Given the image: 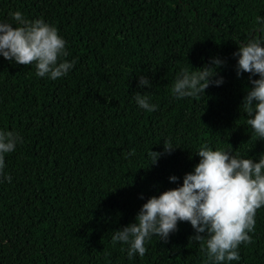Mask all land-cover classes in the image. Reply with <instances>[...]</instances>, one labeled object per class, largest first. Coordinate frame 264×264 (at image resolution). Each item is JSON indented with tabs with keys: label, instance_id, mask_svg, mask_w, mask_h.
I'll list each match as a JSON object with an SVG mask.
<instances>
[{
	"label": "trees",
	"instance_id": "trees-1",
	"mask_svg": "<svg viewBox=\"0 0 264 264\" xmlns=\"http://www.w3.org/2000/svg\"><path fill=\"white\" fill-rule=\"evenodd\" d=\"M16 11L55 26L76 63L51 80L0 57V130L22 137L5 157L11 183L0 182V264H206L190 223L131 260L111 236L148 199L182 186L203 144L259 162L264 140L241 109L252 85L237 77L233 53L257 34L264 0H0V22L16 26ZM214 58L225 62L221 86L172 95L182 69ZM140 76L152 88L138 87ZM137 92L158 110L139 108ZM165 140L177 149L151 166L148 153H163ZM255 221L253 243L231 264H264V206Z\"/></svg>",
	"mask_w": 264,
	"mask_h": 264
},
{
	"label": "clouds",
	"instance_id": "clouds-1",
	"mask_svg": "<svg viewBox=\"0 0 264 264\" xmlns=\"http://www.w3.org/2000/svg\"><path fill=\"white\" fill-rule=\"evenodd\" d=\"M9 16L16 26L0 22V57L17 66L34 65L40 78L56 80L66 76L76 61L64 59L69 52L58 29L43 18L27 20L19 11ZM256 23L260 26L257 34L237 43L238 51L233 56L238 58L237 77L249 74L252 85L241 109L247 114L252 138L264 140V18L257 17ZM224 63L214 58L203 68L182 69L171 85L172 95L177 99L199 98L210 86H221L223 77H216ZM138 87L150 89L152 84L147 76H140ZM134 99L147 112L158 110L157 105L150 103L148 92H137ZM18 142H22L18 133L0 130V182L11 183V176L4 174L5 157L16 150ZM176 149L170 140H165L163 153L150 150L151 166ZM130 155H135L134 149ZM195 155L200 158L199 163L184 176L182 186L151 197L142 205L134 223L113 232V246L127 245L130 260L137 254L145 256L146 242L153 236L168 242L181 222L190 223L194 229L196 234L190 237V244L200 246L207 257L206 264L239 261V247L253 243L249 233L255 230L257 210L264 206V154L257 163L252 158H241L238 151L213 150L203 144ZM178 179L172 176L170 182Z\"/></svg>",
	"mask_w": 264,
	"mask_h": 264
}]
</instances>
